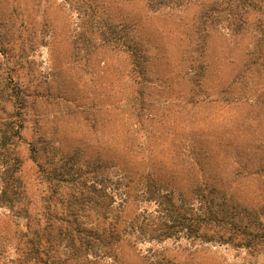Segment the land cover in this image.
I'll return each mask as SVG.
<instances>
[{"label": "rangeland", "instance_id": "rangeland-1", "mask_svg": "<svg viewBox=\"0 0 264 264\" xmlns=\"http://www.w3.org/2000/svg\"><path fill=\"white\" fill-rule=\"evenodd\" d=\"M95 3L107 28L114 25L119 31L126 23L134 24L135 38L146 50L152 110L140 119L129 110L136 87L122 45L96 41L89 53L76 49L78 18L63 0L40 10L29 0H0V88L13 86L19 76L39 95L35 105L29 97L25 120L19 122L8 94L0 95V170L19 156V175L30 195H38L27 144L37 137V128L43 136L55 133L65 151L77 147L91 156L99 151L107 165L114 160L134 179L152 171L170 173L177 163L185 172V157L174 161L172 152L209 148V161L201 160L204 178L220 181L223 192L264 219V48L254 32L258 14L251 15L247 31L239 36L215 26L202 32L206 41L199 55L194 52L195 20L207 0L184 10L153 13L145 0ZM23 19L26 31L19 28ZM189 67L205 73L196 88L188 82ZM145 209L151 206L134 201L128 212ZM24 223L16 211L0 205V264H18V234ZM117 251L115 259L102 256L65 264H264V248L205 243L185 235L123 244Z\"/></svg>", "mask_w": 264, "mask_h": 264}, {"label": "trees", "instance_id": "trees-1", "mask_svg": "<svg viewBox=\"0 0 264 264\" xmlns=\"http://www.w3.org/2000/svg\"><path fill=\"white\" fill-rule=\"evenodd\" d=\"M29 1L40 10L53 0ZM63 1L78 18V35L74 42L77 50L83 48L89 53L96 41L108 47L122 45L126 50L136 87L128 107L140 119L142 114L152 110V100L148 95L146 50L135 38L134 24L126 23L119 31L114 25L107 28L100 17L102 8L95 0ZM195 1L199 0H145V5L153 13L173 8L184 10ZM202 7L195 20L198 24L194 28L198 36L196 43L192 41L195 53L203 54L206 38L202 32L215 26L236 36L242 35L249 27L252 14H258L254 32L258 46L264 48V0H207ZM22 23L25 25L24 19L20 22V31L28 30L23 29ZM20 37L19 34L15 37L17 44ZM34 41L32 38L30 49L36 48ZM16 47L18 45L13 50ZM186 74L192 88H196L205 73L202 68L195 72L189 67ZM3 94H8L17 117H21L16 122L25 120L22 114L30 104L29 97L35 105L39 96L36 89L23 84L19 76L13 86L0 88V95ZM35 123L38 126L39 121ZM21 125L16 124L18 128ZM34 136L37 137L27 144L36 167L38 195H30V189L19 175V156L14 157L12 165H1L0 170V205L16 211L25 222L23 231L18 234V264L84 263L102 256L115 259L118 247L123 244L163 242L180 235L236 248L258 251L264 248V219L259 213L223 192L220 181L204 178L206 169L201 160L209 161L213 152L209 148L196 150L188 146L172 152L174 161L185 157V172L177 163L170 173L152 171L134 179L114 160L107 165L99 151L95 156L77 147L65 151L55 133L43 136L39 128ZM184 181L188 183L186 186ZM134 201L147 204L151 209L131 215L128 211Z\"/></svg>", "mask_w": 264, "mask_h": 264}]
</instances>
